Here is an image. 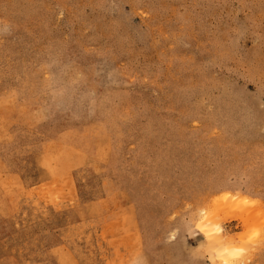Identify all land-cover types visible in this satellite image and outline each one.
<instances>
[{"label":"rangeland","instance_id":"obj_1","mask_svg":"<svg viewBox=\"0 0 264 264\" xmlns=\"http://www.w3.org/2000/svg\"><path fill=\"white\" fill-rule=\"evenodd\" d=\"M0 264H264V0H0Z\"/></svg>","mask_w":264,"mask_h":264}]
</instances>
